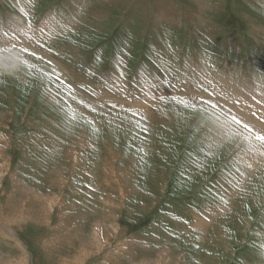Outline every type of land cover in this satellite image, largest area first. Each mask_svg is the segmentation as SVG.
I'll return each instance as SVG.
<instances>
[{"label": "rangeland", "instance_id": "374dc122", "mask_svg": "<svg viewBox=\"0 0 264 264\" xmlns=\"http://www.w3.org/2000/svg\"><path fill=\"white\" fill-rule=\"evenodd\" d=\"M0 29V191L21 198L12 178L41 190L55 169L71 192H90L81 232L117 228L79 264L153 262L160 250L168 264H264V157L247 146L264 136V0H0ZM35 29L45 33L32 41ZM70 90L90 102L78 108ZM227 127L244 138L232 145ZM80 135L84 150L70 149ZM74 149L89 175L65 170ZM109 152L122 188L103 172ZM70 195L61 202L73 212L65 203L46 231L16 229L25 264L64 263L79 213ZM8 237L0 232V254L20 256Z\"/></svg>", "mask_w": 264, "mask_h": 264}, {"label": "bare ground", "instance_id": "6f19581e", "mask_svg": "<svg viewBox=\"0 0 264 264\" xmlns=\"http://www.w3.org/2000/svg\"><path fill=\"white\" fill-rule=\"evenodd\" d=\"M27 3V2H26ZM24 5V4H23ZM27 5V4H26ZM23 7V6H22ZM25 7V6H24ZM27 8V7H26ZM24 8V10L26 9ZM19 20V19H18ZM21 20V19H20ZM19 20V21H20ZM21 22V21H20ZM24 22V21H23ZM23 24V23H22ZM42 28L47 27L45 24L41 25ZM69 29V28H68ZM24 29L20 30V33H23ZM192 73V71H191ZM116 74V73H115ZM113 76V75H112ZM194 76V75H192ZM209 78V77H208ZM207 79V78H206ZM205 79V80H206ZM213 79V78H212ZM89 80V79H88ZM208 80V79H207ZM211 80V79H210ZM213 81V80H212ZM211 81V82H212ZM207 82V81H205ZM209 82V81H208ZM207 82V83H208ZM223 82V81H221ZM187 83V81H186ZM185 83V84H186ZM222 86V85H221ZM224 86V85H223ZM208 87V86H207ZM215 87V86H214ZM219 87V86H218ZM141 88V87H140ZM87 89V88H86ZM96 89V88H95ZM162 90V88H161ZM98 91V90H97ZM232 91V90H231ZM225 92V91H224ZM143 93V92H142ZM213 93V92H212ZM229 93V92H228ZM214 94V93H213ZM57 95V94H54ZM207 95V94H206ZM210 95V94H209ZM219 95V94H218ZM68 96L73 100L78 102L79 107L81 108L82 105L85 104L86 98L81 95L78 90L76 95L71 96V90L70 93L68 94ZM261 96V95H260ZM222 97V96H221ZM228 97V95H227ZM258 98V97H257ZM212 99V98H211ZM66 101H69L67 98L65 99ZM209 100V99H207ZM218 100V99H216ZM221 101V100H220ZM240 101V100H239ZM69 101V105H70ZM96 102V101H95ZM235 102V101H234ZM223 103V102H222ZM227 103V102H225ZM234 104V103H233ZM134 105V104H133ZM232 105V104H230ZM233 106V105H232ZM252 108V107H251ZM227 109V108H226ZM248 109V108H247ZM232 110V109H231ZM245 110V108H244ZM224 115L225 118L229 117L232 118L234 121H239L237 118L236 120L229 115L228 113H226L225 111H221ZM81 113V112H80ZM204 113V112H203ZM260 113V112H259ZM235 114V113H234ZM259 116V115H258ZM262 116V115H261ZM264 116V115H263ZM261 117L262 119L264 117ZM74 117V116H73ZM241 117V116H240ZM245 118V117H244ZM76 119V118H75ZM242 120V119H241ZM234 121H230L232 124H234ZM240 125H245V123L239 121ZM257 124V123H256ZM235 125V124H234ZM258 125V124H257ZM230 126V125H229ZM232 126V125H231ZM55 127V126H54ZM186 127V126H185ZM220 130V129H219ZM223 131H225V133L227 132L229 135V137L232 136V142L231 144H235L237 139H240L239 137H243L244 135H241L242 133L237 131V136L233 137V135L231 133H236L233 130H230L229 127L227 128H223ZM230 132V133H229ZM233 133V134H234ZM83 134V133H82ZM84 135V134H83ZM235 135V134H234ZM86 138V137H85ZM205 138V137H204ZM84 138H82V136L80 135V139H77L78 142H75L72 144V146L70 147V149H73L75 146H78L79 149H83L84 150V146H85V140H83ZM87 139V138H86ZM230 138H228L229 141ZM254 140H250L249 144L247 145L248 147H251L255 154H257L258 156H263L264 157V148H263V144L261 142H259L258 139H256L255 137L253 138ZM227 140V139H226ZM208 142V141H207ZM81 143V144H80ZM215 143V142H212ZM80 144V146H79ZM173 145V144H172ZM207 145V144H206ZM211 145V144H210ZM234 147V146H233ZM211 149V148H210ZM212 150V149H211ZM6 150H4L2 148V146L0 145V157L4 156ZM76 151H78V149H74L72 150V152L69 151H65L63 152V156H62V160H63V164H65L64 168L65 170L68 169H72L73 167L76 168V172L75 174L78 177L84 176L83 174L79 173V171H83L85 173V175H89L88 171L84 168L83 165V157H81L80 153H77ZM4 158V157H3ZM2 158V159H3ZM45 159V158H44ZM9 160V158H7V161ZM112 160V161H111ZM114 160H115V155L112 152H109V159L107 161V163L104 165L105 169L103 167V172H112L114 173V176L110 177V178H114V180H116L117 183V187L119 188V186H121L122 188V184H120V178L123 175V173L119 172L116 173V171L114 170ZM46 163V162H45ZM255 161H253L252 163L249 162L248 165L249 166H254ZM203 164V163H202ZM47 167V166H44ZM63 167V166H62ZM34 168V166H33ZM54 168V167H53ZM73 168V169H74ZM69 171V170H68ZM32 172V169H31ZM65 172V171H62ZM70 172V171H69ZM8 173V168H6V173ZM12 173V172H11ZM74 173V172H73ZM8 176V175H7ZM12 176V175H11ZM205 177V176H204ZM1 178V176H0ZM12 178V177H11ZM58 178V174L55 172V169H51V171L47 172L45 176L41 177L39 180V185L41 187V190H34L33 186L30 184H26L24 182H22L19 179L16 178H12V190L13 193H17L19 192V194L21 195V198H16L12 193L4 191L1 192L0 191V199L4 198V200L2 199V201H0V232L3 234L8 235L10 238V241H12L14 243V248L15 250L18 249L21 254L18 257H3L0 254V264H20L24 262L25 256L28 252V242L26 241L27 239H25L26 244H24L22 242V237L23 234H18L16 229L20 230V232H25L26 230V226L29 225H33L34 228L35 227H39L40 229L46 231L48 224H49V220L51 219V215H53V213L57 210V209H64L65 210V203H67L66 199L68 201H70L68 198L71 197L70 194L74 195L76 193V195L78 194L77 192H71L69 190V187H67V182L70 180L69 177H67L66 179H62L61 181ZM91 180V179H90ZM15 184V187H14ZM44 184H46L44 186ZM110 184V183H109ZM115 184V183H114ZM113 184V185H114ZM1 185V182H0ZM175 185V184H174ZM87 189V188H86ZM71 193H68V191ZM83 190V189H82ZM121 190V189H120ZM51 191V192H50ZM67 192V193H66ZM225 192V191H224ZM210 193V192H209ZM65 194H67L65 201L66 202H61L62 196H64ZM121 194V193H120ZM184 194V192H183ZM31 195V198H30ZM78 198V203H77V210L79 211L78 216H77V212H76V220L78 219V223H76L75 227H76V231L74 232V234H69V238L71 240L68 241V237H66V246L67 245H71L68 250H69V254L62 257V259L64 260L63 264H79L81 263L80 261L82 260V254L88 256V254H93V253H100V251L102 250V248L100 249V246L102 244V242H104V248H107L108 242L110 241V237L111 235L116 232V228H114L112 230H106L105 232L103 231H92V232H81V230H84V227L81 226L79 227L80 223L82 225V221H83V215H82V211L79 209H82L84 211L83 208V202L85 200V202H87V200H91V202H93L94 200L91 199V195L90 192H85L83 194L80 193V195ZM76 196V197H77ZM64 199V197H63ZM73 200V198H72ZM212 200V199H211ZM105 201V205L106 203L108 205H110V207H115L114 206V201L108 202L109 200H104ZM64 205V206H63ZM67 208L65 211V214L67 213L68 215L70 214V211L73 212L74 210V205L71 203H67ZM90 206H92L90 204ZM79 208V209H78ZM113 209V208H112ZM201 209V208H200ZM217 209V208H216ZM218 210V209H217ZM220 211V210H219ZM218 211V212H219ZM211 212V211H210ZM208 211V213H210ZM58 213L57 215L59 216V211L56 212ZM62 213V212H61ZM195 213V212H194ZM212 214V213H211ZM214 214V213H213ZM72 216V214H71ZM81 216V217H80ZM61 217V216H60ZM208 217V216H207ZM210 217V216H209ZM63 218V217H62ZM198 217H196L197 219ZM64 219V218H63ZM107 220H114V216H106ZM59 220V219H58ZM62 220V219H61ZM198 221H196L195 225H192L191 227L193 228H201L203 229L205 227V224L202 223L201 219H197ZM206 220V219H204ZM219 220V219H218ZM67 222V221H66ZM111 225H113V223H111ZM110 225V226H111ZM233 225V224H232ZM55 226V225H54ZM71 226V225H70ZM105 227H107L106 225H104ZM168 226V225H167ZM56 227V226H55ZM66 227V226H65ZM72 227V226H71ZM58 228V227H57ZM81 228V229H79ZM15 229V230H14ZM63 229V228H62ZM219 229V228H218ZM29 230V229H27ZM30 230H32L30 228ZM34 230V229H33ZM238 230V229H237ZM72 231V230H71ZM177 231V230H176ZM40 234L38 233L36 235V246L35 249L38 248L39 250H42L43 253V247H47L46 245H48V241H45V237L43 236L44 234L41 233V231H39ZM70 232V231H69ZM202 232V231H201ZM64 233V232H63ZM72 233V232H71ZM222 233V232H221ZM117 234V233H115ZM126 234V233H125ZM142 234V233H141ZM140 234V235H141ZM223 234V233H222ZM17 235L19 237H17ZM26 235V234H25ZM243 235V234H242ZM57 236V235H56ZM60 236V235H59ZM64 236V235H62ZM114 236V235H113ZM112 236V237H113ZM179 236V235H178ZM27 237V235H26ZM119 237V236H118ZM134 238V237H131ZM58 240V239H57ZM61 240V239H60ZM114 240V239H113ZM117 240V239H116ZM128 240V239H127ZM126 240V241H127ZM217 240V239H216ZM215 240V241H216ZM220 240V239H219ZM223 240V239H222ZM32 241V240H31ZM63 241V239H62ZM58 242V241H56ZM118 242V241H117ZM140 242V241H139ZM219 243V241H218ZM111 244V243H110ZM116 244V243H115ZM124 244V243H123ZM131 244V243H130ZM158 244V243H157ZM189 244V243H188ZM224 244V243H223ZM221 244V245H223ZM128 245V244H127ZM126 245V246H127ZM240 245V244H239ZM138 246V245H137ZM148 246V245H147ZM227 247V246H226ZM110 248V247H109ZM123 248V247H122ZM33 249V248H32ZM165 249V248H164ZM48 250V249H47ZM66 250V249H65ZM123 250V249H122ZM31 252V251H30ZM118 252V251H117ZM66 253V252H65ZM102 254V253H101ZM107 254V253H106ZM127 255V257H129V260H133L129 253H125ZM170 254V253H169ZM104 255V254H103ZM116 255V254H115ZM90 256V255H89ZM168 253L166 251L160 250V252L157 253V257L153 260H137V261H131L130 264H168L169 260H168ZM171 256V255H170ZM57 257V256H56ZM69 257V258H68ZM124 257V256H123ZM171 258V257H170ZM58 259V258H57ZM109 259V258H108ZM115 259V258H114ZM87 260V259H86ZM122 260V259H121ZM125 260V259H124ZM172 260V259H171ZM45 261V260H44ZM118 262V260H116ZM176 261V260H175ZM180 260L178 259L179 262ZM42 263V262H41ZM120 263V262H119ZM181 263V262H180ZM29 264V263H28ZM60 264V263H58ZM106 264V263H105ZM187 264H194V262L192 263L191 261H188ZM196 264H205L204 262H200L197 261ZM207 264V263H206Z\"/></svg>", "mask_w": 264, "mask_h": 264}, {"label": "snow or ice", "instance_id": "6c2138e0", "mask_svg": "<svg viewBox=\"0 0 264 264\" xmlns=\"http://www.w3.org/2000/svg\"><path fill=\"white\" fill-rule=\"evenodd\" d=\"M237 123H239V121H237ZM245 127H247V125H245ZM248 130L251 131V129ZM257 139L264 140V136H257Z\"/></svg>", "mask_w": 264, "mask_h": 264}, {"label": "crops", "instance_id": "0c3cea01", "mask_svg": "<svg viewBox=\"0 0 264 264\" xmlns=\"http://www.w3.org/2000/svg\"><path fill=\"white\" fill-rule=\"evenodd\" d=\"M87 99V98H86ZM87 102H90V101H85V103H87ZM81 110L80 109H78V113L80 112ZM10 170V166H8V171Z\"/></svg>", "mask_w": 264, "mask_h": 264}]
</instances>
